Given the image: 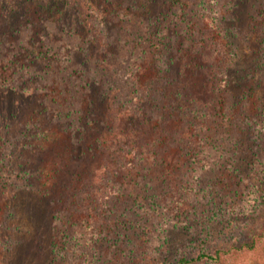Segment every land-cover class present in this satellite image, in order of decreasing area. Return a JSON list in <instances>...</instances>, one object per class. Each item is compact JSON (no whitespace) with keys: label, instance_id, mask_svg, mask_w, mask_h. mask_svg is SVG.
Instances as JSON below:
<instances>
[{"label":"trees","instance_id":"obj_1","mask_svg":"<svg viewBox=\"0 0 264 264\" xmlns=\"http://www.w3.org/2000/svg\"><path fill=\"white\" fill-rule=\"evenodd\" d=\"M27 1L0 0V188L41 250L69 264L80 239L94 236V217L76 214L81 205L94 212L97 204L131 202L118 224L126 232L173 207L161 201L173 171L190 173L193 188L203 178L222 191L245 167L264 172L256 148L242 146L246 118L238 117L231 80L243 59L239 42L255 33L264 40V0H168L160 15L134 20L122 10L113 16L128 28L116 25L112 37L80 20L68 26L67 11L42 18L56 26L43 21L38 30L18 4ZM196 77L203 85L193 92ZM262 242L264 229L176 264L230 263Z\"/></svg>","mask_w":264,"mask_h":264},{"label":"rangeland","instance_id":"obj_2","mask_svg":"<svg viewBox=\"0 0 264 264\" xmlns=\"http://www.w3.org/2000/svg\"><path fill=\"white\" fill-rule=\"evenodd\" d=\"M167 1L28 0L18 4L22 7L23 15H28L36 23L38 30H41V24L46 21L41 22L42 18L56 21L62 12L67 11L69 14L65 17L68 16L70 20L68 26H71L73 21L80 20V24L85 25L87 29L92 26L98 29L107 27V35L112 37L118 30L116 25L122 24L124 28H128L126 18L114 19L113 15L118 17L123 10L127 15L129 11L133 12V20L136 19V13L150 18L160 15L162 5ZM115 20L118 22L115 23ZM55 21L46 22L55 27ZM239 46L243 51V59L237 70L232 73L231 80L235 86V99L241 104L238 117L240 120H247L243 122L240 138L243 148L244 145L247 148H250V145L256 148L255 156L262 163L264 40L255 33L249 36L248 41L241 40ZM202 81L200 77L192 80V86L195 88L193 92L202 87ZM59 138L65 137L60 135ZM54 147L56 152H62L60 141L55 142ZM54 158L56 155H50L46 163L49 172L54 169ZM241 172L245 177L231 188L222 191L214 181L203 178L200 185L193 188L189 185L190 173H186L185 169L173 171L168 188L165 189L167 196L161 201H164L166 206L169 202L174 206L164 210V213L157 212L154 216L143 217L140 222L134 221L132 231H124L122 224L118 226L121 217L132 210L131 202L119 200L101 206L97 204L94 212L88 209V205H81L83 210L77 208L76 214L81 215L82 211L85 219L92 215L94 221L91 224H94L98 231L94 236L88 233L84 237L81 236L76 253H70L69 264H176L180 255L192 256L194 251L201 250L214 252L220 243L242 244L250 240L256 232L264 229V172L258 170V167H245ZM6 190L0 188V264H66L60 258L61 254L57 257L52 250L46 252L40 249L39 242L42 240H38L34 229L27 224L22 210L17 211L15 204L7 198ZM155 191L161 192L159 188ZM116 229L121 232H116ZM142 229L146 235L141 232ZM151 229L152 232H149ZM148 240L149 244L143 243ZM159 240V249H155ZM164 240L165 243L161 244ZM203 264H264V242L256 250L237 253L230 263L223 257L217 261L208 260Z\"/></svg>","mask_w":264,"mask_h":264}]
</instances>
